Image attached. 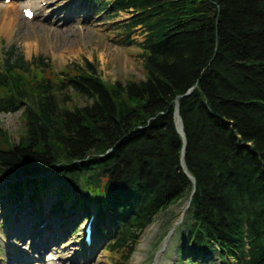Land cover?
Masks as SVG:
<instances>
[{
	"label": "trees",
	"instance_id": "obj_1",
	"mask_svg": "<svg viewBox=\"0 0 264 264\" xmlns=\"http://www.w3.org/2000/svg\"><path fill=\"white\" fill-rule=\"evenodd\" d=\"M112 12L146 33L142 80L106 84L98 61L59 70L15 48L2 64L0 111L22 110L25 132L17 144L0 126V193H47L52 182L36 177L50 173L97 206L101 231L116 229L109 252L130 264L195 190L186 263L264 264V0H113ZM70 91L86 106L69 107ZM75 192L54 196L77 206Z\"/></svg>",
	"mask_w": 264,
	"mask_h": 264
},
{
	"label": "rangeland",
	"instance_id": "obj_2",
	"mask_svg": "<svg viewBox=\"0 0 264 264\" xmlns=\"http://www.w3.org/2000/svg\"><path fill=\"white\" fill-rule=\"evenodd\" d=\"M16 1H18L17 4ZM66 1L73 2L71 3V10L73 8L78 10L72 22L65 19L67 18L65 14L68 11L61 13L57 19L46 21L45 15H50L52 10L56 8V6H49L47 1L0 0V50L1 46L5 50L15 46L19 54H23L27 61H31L41 52L51 58L59 70L72 63L83 64L85 59L90 62L98 61L100 75L109 84H114L117 80L144 79L142 61L138 57V54L141 53L138 45L145 42L146 33L140 27L130 34L127 32L126 26L132 16L121 13L117 17H111L113 13L102 11L98 0ZM64 3L65 0L60 2L61 5ZM40 6L45 9L43 17L32 22L24 18L23 8L31 7L36 10ZM6 13L13 14L14 21L11 24L3 20ZM67 93L71 97L69 107L86 106L87 102L84 98L72 91ZM0 126L10 135L13 142L19 144L20 137L25 132L23 111L16 113L0 112ZM60 186L59 182L53 180L51 189ZM65 189L72 192V187H65ZM31 192L34 193L35 190L32 189ZM47 197V200L51 199L48 194ZM189 200L190 198L183 205L171 207L165 214L159 216L156 222L144 233L141 243L146 238L150 242L144 251L145 259L142 264H154L161 250L163 255L161 264L186 263L183 256L187 245L188 224L186 220L181 223V218H186L188 215ZM43 201L42 198L39 203L33 204L41 205ZM72 203L66 204V211L63 213L69 211ZM23 204L27 205V202L20 204V211ZM16 209L14 205L9 204L3 205L0 210V264L10 263V256L14 252V248L10 247L11 244L17 247L25 245L27 259L29 256L34 257L35 255L30 249L31 245L27 243L31 242L30 238H26L25 242L22 243L21 240H18L19 235H16L17 239L12 241L13 229L18 224V218L10 215L9 212L14 211L13 213H15ZM63 213L61 212V214ZM179 223L181 224L177 226ZM84 228L85 224L78 229L75 227L70 230L65 236L66 240H72V242L78 240L79 243H83ZM173 229H176L175 233L166 245L167 237ZM113 238L116 239L115 236ZM109 242L110 240L105 237L97 236L94 246L97 248L95 254L102 264H116V254L106 251ZM83 249L80 250L84 251L85 249ZM87 260H81L79 264H97L95 260L90 262ZM131 262L132 260L130 264ZM34 263L35 261H33Z\"/></svg>",
	"mask_w": 264,
	"mask_h": 264
},
{
	"label": "bare ground",
	"instance_id": "obj_3",
	"mask_svg": "<svg viewBox=\"0 0 264 264\" xmlns=\"http://www.w3.org/2000/svg\"><path fill=\"white\" fill-rule=\"evenodd\" d=\"M43 1L54 2L55 0ZM71 7L70 3L67 2L65 5L54 10L50 15H46V20L51 21L57 19L61 13ZM41 12L42 8L39 7L37 9L38 15L41 14ZM77 12V8L69 10L65 14V17H67L65 19L68 20V22H72L73 18L75 19V14ZM3 20L10 22L11 24L14 21L13 14L6 13ZM177 123L178 126H180L178 119ZM73 192L75 191L73 190ZM73 195H78V193L75 192ZM78 198L80 199V203L77 206L72 207L65 214L56 216H52L50 213L53 201H46L44 205L41 206L43 210L36 206L31 208L23 207L21 211L20 208H18L15 210V213H13L14 211H10V215L14 217L17 216L18 218V224L13 229L14 236L12 241L17 239L16 235H19L18 240H21L22 243L25 242L26 238H30L31 242L27 243L31 245L30 249L36 255L34 257V260L37 262L36 264H79L80 261L84 259H88L87 262L95 260V263L102 264L99 257L95 254L97 248H94L95 250L90 251L89 255H87L85 251L80 250L83 248V245L82 243H79L78 240H76V242L68 240L62 245V249L61 247H52V245H59L61 241L66 240L65 236L70 230H73L78 225H86L89 222L91 213H93V206L91 205L89 209H86L84 206L86 199L82 195H78ZM174 233L175 231L170 235L166 245H168ZM149 242L150 240L147 238L143 240L142 243L140 241L137 250L132 257L131 264H142L144 262V251L149 245ZM10 247L14 248V252L10 256L9 264H32L31 260H33V257L30 256L28 260L26 259L27 254L24 249L25 245L17 247L11 244ZM55 257H58L61 260V263L54 262ZM162 257L161 250L154 264H161Z\"/></svg>",
	"mask_w": 264,
	"mask_h": 264
},
{
	"label": "water",
	"instance_id": "obj_4",
	"mask_svg": "<svg viewBox=\"0 0 264 264\" xmlns=\"http://www.w3.org/2000/svg\"><path fill=\"white\" fill-rule=\"evenodd\" d=\"M194 89L195 88L191 89L185 96H182L181 98L190 96L193 93ZM176 117L178 118V121L180 122V126H178V131H179L180 135L183 137V139L185 141V144H186V134H185V131H184L183 121H182V118L180 116V107H179V104H177V107H176ZM177 125H178V123H177ZM189 177L193 180V178L191 176H189ZM190 204H191V200L189 202L188 208H189ZM181 222H182V220H181Z\"/></svg>",
	"mask_w": 264,
	"mask_h": 264
}]
</instances>
